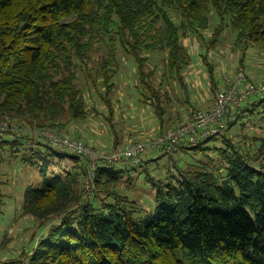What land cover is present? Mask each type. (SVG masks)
I'll use <instances>...</instances> for the list:
<instances>
[{"label": "trees", "instance_id": "1", "mask_svg": "<svg viewBox=\"0 0 264 264\" xmlns=\"http://www.w3.org/2000/svg\"><path fill=\"white\" fill-rule=\"evenodd\" d=\"M228 27L234 31L235 72H244V84L255 82L245 69L252 46L264 53V0H0V121L30 127L19 134L7 129L13 139L0 140V176L6 175V159L37 166L41 175L24 188L15 213L25 224L0 264H264V136L248 146L241 134L254 124L246 112L256 110L264 120V94L230 109L220 146L207 147L212 135L181 148L219 152L226 164L221 183L199 164L166 189L153 183L160 202L153 208H137L121 189L135 168L117 163L137 164L131 158L98 160L89 192L85 158L52 147L39 133L50 129L100 151L104 147L89 141L93 128L86 136L93 110L95 117L104 113L103 133L112 140L101 151L138 140L132 132L123 139L116 121V79L127 61L137 79L136 99L151 112L157 133L173 128L181 113L189 119L206 109L193 99L186 73L193 56L184 40L198 42L213 99L231 79L208 51L221 54ZM154 55L163 57L158 83L155 70L145 68ZM240 118L241 133L230 135ZM34 140L38 146L29 147ZM55 162L64 167L49 173ZM9 239L4 234L1 246L10 248Z\"/></svg>", "mask_w": 264, "mask_h": 264}, {"label": "rangeland", "instance_id": "2", "mask_svg": "<svg viewBox=\"0 0 264 264\" xmlns=\"http://www.w3.org/2000/svg\"><path fill=\"white\" fill-rule=\"evenodd\" d=\"M206 33H209V30L205 31ZM234 37V31L231 27H228L223 34L220 43H219V50L221 49V56L223 59V66L224 70L226 71V74L228 69L233 66H235L236 63L234 61L236 60L233 58L235 54L232 52V42ZM196 46V45H195ZM188 49L193 54H196L195 48L192 50V44L188 42ZM233 58V59H232ZM232 59V60H231ZM234 60V61H233ZM247 70L249 71L251 77L255 82L264 81V53L263 49L257 48L255 46H252L249 49V54L247 55ZM191 69L196 68L194 64L191 63ZM226 67V68H225ZM146 70H152L154 69V73L152 74V80L155 83H158L160 80V73L163 70V57L160 55H154L152 62L148 63L145 66ZM235 68V67H234ZM199 69V68H198ZM120 75L116 79L118 81L117 90L115 97L119 98L121 97L122 101L119 102L120 109L122 110V114H125V116L121 119H123L124 125H129L131 120L133 121V124H137L136 118H131L129 112L126 110H123L122 103L125 101L127 102V107H133L140 108L138 103L136 102V92L135 88L132 87L133 83L137 82L136 77L132 74L133 67L130 64V62H126L123 64V66L120 68ZM236 73V72H235ZM79 76H81V73H78ZM236 74H234L232 77L234 78ZM231 78V79H233ZM195 83V81H193ZM78 85L85 87V85L79 81ZM119 88V89H118ZM205 91L207 89L204 88ZM208 92V91H207ZM119 93H122L123 95H119ZM119 96V97H118ZM124 97V98H123ZM209 97V96H208ZM209 101L212 102L213 99H211V96L208 98ZM249 101H252L250 99ZM118 108V107H117ZM116 108V111L118 112V109ZM98 109H102L101 106L98 107ZM91 113H93V122L90 123L91 128L94 129L96 134H101L102 136H105L103 131L105 130V126L101 123L102 121L107 122L104 118V113H99V115L96 116L95 111L91 110ZM100 112V111H99ZM132 112V109L130 110V113ZM246 117H250L249 122H254L253 126L243 128L245 131L244 133H241L240 126L241 123L245 120L244 118H240L236 124L233 126L230 135L231 134H243L244 138L246 139V143L249 146L252 142H254L255 138L263 137L264 136V120L260 121V116L258 117V113L256 110L249 114L248 112ZM257 113V114H256ZM120 112H118L116 115L118 117H121ZM255 114V115H254ZM5 121V120H1ZM9 120H7L8 122ZM260 121V123H257ZM16 126V128L21 130V133H23L24 130H28L30 127L25 126L22 124L21 126L17 123H11ZM97 125H100V127H96ZM88 127V125H85ZM138 127V126H137ZM134 127V128H137ZM24 129V130H23ZM249 130L247 133L246 131ZM222 133V132H221ZM221 133L219 135H216L212 137L210 140L206 142L207 147L213 148L218 147L222 144V135ZM0 140L3 139V137H6L8 140L13 139V134H11L8 131H5L3 133H0ZM70 135V134H69ZM107 135V134H106ZM109 136V135H107ZM85 139V136H84ZM82 138V140H84ZM40 143H44V140L42 138V141ZM7 146V145H6ZM29 147H37L36 140H34L33 143H28ZM7 152V151H4ZM144 160L141 163L140 161L137 162V164H128L126 163H117L118 168H124L125 166H128L129 168H135V171L132 170L130 173L131 180H128L127 178L123 179L121 189L124 191L127 195H129V198L132 199L133 203L137 205V208H142L145 205H149L150 208H153L156 205H158V202H155L154 195L156 193V186H154L153 183H159L161 186H163L165 189L167 188L165 184L168 183H177V179L181 178V172H186L187 170L191 169H197L199 164L203 167H206L207 170H210L217 174V183H221V179L223 178L224 174H226L225 170V161L223 158L219 156V152H202V151H193L192 149H180L179 151H175L173 153H161L159 150H150L143 154ZM6 166L1 167V172H6V175H1L0 180L4 181L5 178H9L11 182L9 183H1L0 184V259L3 258V256H6L9 254L10 249L14 247V240L16 237V233L20 226H23L25 224L24 220H18L16 209H19V205L22 199L24 188L26 187V184L30 182H37L41 180V175L39 172V168L37 166L31 165L29 163H13V161L5 160ZM55 161V160H54ZM263 159L261 160V162ZM63 162V161H62ZM62 162L54 163V165H51L48 172L50 173H60L62 170V167H64V164ZM250 164L255 165L258 168H262L260 165V161H254L252 159L249 160ZM63 164V166H62ZM186 170V171H185ZM187 176V175H186ZM178 186V185H177ZM147 200H149V204H147ZM148 207V208H149ZM4 234L7 235L10 239L7 242V245L10 248H4L1 246Z\"/></svg>", "mask_w": 264, "mask_h": 264}, {"label": "built area", "instance_id": "3", "mask_svg": "<svg viewBox=\"0 0 264 264\" xmlns=\"http://www.w3.org/2000/svg\"><path fill=\"white\" fill-rule=\"evenodd\" d=\"M208 55L212 60H215L217 56L213 50H209ZM244 80V72L237 71L235 77L229 80L226 87L214 91L213 103L210 107L198 109L189 119L173 128L157 135L131 141L121 149L114 151H99L77 139L57 134L50 129L39 130V133L52 147L67 148L85 158L87 176L84 183L86 189L91 192L90 190L94 186V167L100 159L110 162L131 158L133 162H138L143 159V154L147 151L159 150L161 153L169 154L179 151L184 145L193 146L199 139L220 134L226 127V115L229 114L231 108L250 96L264 94V81L244 84ZM229 117L233 119V116ZM7 129L16 130L18 134L20 132V129L16 128L14 124H10L6 120L0 121V133Z\"/></svg>", "mask_w": 264, "mask_h": 264}, {"label": "crops", "instance_id": "4", "mask_svg": "<svg viewBox=\"0 0 264 264\" xmlns=\"http://www.w3.org/2000/svg\"><path fill=\"white\" fill-rule=\"evenodd\" d=\"M188 42H190L192 44V50H194V48H195V51H196V54H194V56L192 54V56H193L192 64H194L196 68L189 70L192 66V65H190L186 71V73L188 74V79L190 80V86L192 87V89L194 91V93H193L194 98L193 99H194V102L199 107L207 108L211 104V101H209V99H208L211 95H209V93L207 92L209 90L205 87V81H206L207 75H206V72L204 70V64L201 62V59L199 57L200 48H199L198 42H196L195 38L190 37V38H186L184 40V43L187 46H188ZM216 54H217L216 58H218V59L220 58V63L223 64L224 58L221 57L220 53H216ZM221 58H223V59H221ZM234 63H236L235 66H233V64H232L231 67L228 69V71H227L228 74H226V71H225V73L224 72L222 73L225 78H226V76H227V79L233 78L232 76L235 74V68L234 67H236L237 62L234 61ZM246 76L251 77L249 71L246 72ZM193 81H195V83H193ZM204 88L207 89V91H205ZM119 95H123V94L119 93ZM118 99H119V101H118L116 106L118 107L117 108L118 112H120V114H122V112H121L122 110L120 109V105H119V102H121L122 99H121V97H119ZM136 102L138 103L137 99H136ZM126 104H127L126 101L124 103H122V107L124 106L123 110H125V111L127 110L132 119L136 118V122H138V125L133 124L132 120H131L129 125H124L123 119H121V118H123L125 116V114H122L121 117L116 116V121L119 122L121 127H123L122 131H121L123 133L122 135H124V136H122L123 139L126 136V134H129V132H132V135H133L132 138H136V139L137 138L141 139V138H145V137L150 136V135L159 134V133H157V130H156V125H155L156 121H155L154 117L152 116L151 112L148 110L147 107L142 106L141 104L138 103L140 108L133 109V107H127ZM131 109H132V112L130 113ZM118 112L116 111V114ZM180 115H181L180 116L181 119L178 121L179 123H177L176 125L181 124L188 119L187 114L181 113ZM134 127H137V128H134ZM88 128H89V130L88 131L86 130L87 132L85 131L87 133L86 136H89L90 132L92 130L90 125H88ZM0 135H2V134H0ZM93 135H91L92 138H90V140H89L91 143L95 144V146H97L99 148L104 147L101 150L110 149L111 146H109V143L112 141V140L111 141L109 140V138L111 136L110 133L107 134L109 136H107L106 134H105V136H102L101 134H96V133H93ZM5 138L6 137H3V139H5ZM143 160H144V158H143Z\"/></svg>", "mask_w": 264, "mask_h": 264}]
</instances>
